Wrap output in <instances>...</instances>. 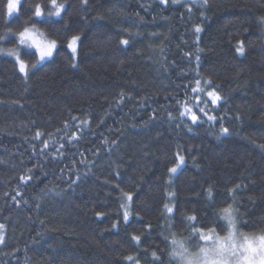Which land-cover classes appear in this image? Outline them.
Listing matches in <instances>:
<instances>
[{
	"label": "trees",
	"instance_id": "obj_1",
	"mask_svg": "<svg viewBox=\"0 0 264 264\" xmlns=\"http://www.w3.org/2000/svg\"><path fill=\"white\" fill-rule=\"evenodd\" d=\"M58 3L60 16L39 18L58 42L50 59L22 74L17 59L0 54V264H159L152 252L166 260L165 216L205 222L233 196L243 226L257 223L264 216V0ZM28 4L11 21L0 16V29L19 25ZM74 35L75 60L67 48ZM241 40L243 54L235 51ZM14 42L9 35L0 45ZM196 80L220 93L217 105L208 96L197 101ZM183 105L197 122L180 116ZM200 107L218 119L208 121ZM221 126L229 134L217 139ZM177 152L185 163L169 173ZM121 190L135 193L128 222Z\"/></svg>",
	"mask_w": 264,
	"mask_h": 264
},
{
	"label": "clouds",
	"instance_id": "obj_2",
	"mask_svg": "<svg viewBox=\"0 0 264 264\" xmlns=\"http://www.w3.org/2000/svg\"><path fill=\"white\" fill-rule=\"evenodd\" d=\"M19 3L20 0H0V16L11 21L13 15H20ZM46 3L53 6L51 10L44 6ZM31 4L33 10L22 17L19 25L9 23L0 29V42L9 35L15 37L13 44L0 45V54L20 59L27 66L51 57L52 42L56 39L46 25L39 23V18L44 15L58 17V10H62L58 0H31ZM37 4L42 6L39 16L35 13ZM24 49L33 51L34 59L22 56ZM188 217L178 222L165 216L164 264H264V220L244 227V218L234 196L216 204L212 217L205 222Z\"/></svg>",
	"mask_w": 264,
	"mask_h": 264
},
{
	"label": "snow or ice",
	"instance_id": "obj_3",
	"mask_svg": "<svg viewBox=\"0 0 264 264\" xmlns=\"http://www.w3.org/2000/svg\"><path fill=\"white\" fill-rule=\"evenodd\" d=\"M54 2H55V0H54ZM159 2H160L161 4H167V3H168V0H159ZM171 2H172L173 4H175V3L178 2V0H171ZM22 3H24V0H20L19 8H20V6H21ZM83 3L86 4V3H87V0H83ZM203 3H204V4H207V3H208V0H203ZM27 6H28L30 9L33 10V6H32V4H28ZM44 6H45V5H44ZM41 7H42V6L39 5V4L35 5V13H36V15H38V16L41 14V13H40V9H41ZM62 8H64V5H63V4H62ZM57 14L60 16V15H61V10H58V13H57ZM259 21H260V30H261L262 33H264V16H260V17H259ZM201 31H202L201 27H200L199 25H197V26L195 27V32L198 34V33H200ZM78 40H79V37L74 35V36H72L71 40H70V41L68 42V44H67V48L71 50V52H72V54H73V58H74V60H75V57H76V54H77V41H78ZM237 43H238L240 46L236 47L235 51H236L237 53H241V54H243L244 51H245V49H244V47H243V43H244V42L241 40V41H238ZM120 44L128 45V44H129V40H127V39H123V38H122V39L120 40ZM57 46H58V42H57V40H56V41H53V42H52V49H53V50H52V52L49 54L50 56H53V55H54V51L57 49ZM197 51L199 52L200 49H197ZM196 60H197V63H198L199 60H200L199 55L196 56ZM17 62H18V64H19V72L22 73V74L25 73V72H26V69H27V65H25L24 62H23L22 60H20V59H17ZM72 66H73V67H77L78 65L75 64V63H73ZM32 67H35V65H32ZM200 83H201L200 80H196V81H195L196 88H193V89H192L194 92H195V91H198V90L203 91V89L200 88ZM204 83H205V85H211L212 81L209 80V79H205V80H204ZM207 96L211 98V104H212V105H217L218 101H220V100L222 99L220 93H219L218 91H216L215 88H212V90L208 91V92H207ZM196 99H197V100H200V97L197 96ZM202 102H205V103H206V101H202ZM178 103H179V101H178ZM183 108H184V110H183L182 112H180V116H181V117L187 115V116H189L190 120H191L193 123H195V122L198 121V119H199L198 115H197L195 112H193L192 109H191L189 106H187V105H183ZM199 112H200V113H203V114L207 117L208 121H214V120H217V119H218V117L215 116V115H209L208 112H206V111H205V108H203V107H200V108H199ZM169 115L171 116V113H169ZM86 124H87V121L84 122V125H86ZM82 126H83V125H82ZM186 127H187V125H186ZM188 130L191 131V128L188 127ZM219 131H220V134L217 135V137H216L217 139H220V135H226V134H229V129H228L227 127H223V126H221V128H220ZM39 135H40V133L37 132V137H38ZM113 143H115V141H113ZM45 147H47V144H45ZM260 147H261V148H264V145H260ZM184 163H185V157H184L183 155H181L179 152H177V153H176V157H175V163L173 164V166L169 167L167 171H168L169 173H176V172H177V169H178L182 164H184ZM117 175H119V172H117ZM79 178H80V177H77V179H79ZM22 179H25V178L22 177ZM28 179H30V177H29ZM117 187H119V186H117ZM236 187H240V185H237ZM229 191H232V190H229ZM57 194L59 195V193H57ZM134 195H135L134 192H131V191H123V190H121V200H123V201H125V202L121 203V204L119 205V208H120V209H123L122 219H123L124 222H128L129 217H130V215H131V211H130V202L133 200ZM168 195H169V196H172L173 193L169 192ZM207 197H208L210 200H211L212 197H213V196H212V188H211V187H209V188L207 189ZM13 199H15V198H13ZM164 209L166 210L167 213H173V212H174L173 207L168 206V204H165V205H164ZM95 215H96L97 217H103V216L105 215V213H103V212H96ZM242 216H243V214H242ZM188 218H189L190 220H196V219H197L196 216H189ZM259 219H260V220H264V216L260 217ZM118 223H119V220H117L116 222H114L113 225H112V227H113V228L117 227V224H118ZM4 227H5V226H4L3 224H0V243H3V241H4V234H3V231H2V230L4 229ZM148 227H151V225H148ZM201 231H203V229H201ZM131 238H132V240L139 242V241L141 240V235H137V234L133 233ZM152 256H153L157 261H159V264H164V261H163V260H160V258L156 255V252H152ZM126 259L129 260V261H131V260H133V256H132V255H129V256L126 257ZM136 264H139V260L136 261Z\"/></svg>",
	"mask_w": 264,
	"mask_h": 264
},
{
	"label": "rangeland",
	"instance_id": "obj_4",
	"mask_svg": "<svg viewBox=\"0 0 264 264\" xmlns=\"http://www.w3.org/2000/svg\"><path fill=\"white\" fill-rule=\"evenodd\" d=\"M187 1H191V0H178V2L177 3H175L174 5H179V4H183V3H185V2H187ZM193 1V0H192ZM172 2H171V0H168V3L167 4H171ZM167 4H165V5H167ZM173 4V3H172ZM45 16H42V17H40V18H44ZM77 49H78V41H77ZM56 51V50H55ZM55 51H54V53H55ZM52 57V56H51ZM50 57V58H51ZM50 58H46L44 61H42V62H40V63H43V62H45V61H47L48 59H50ZM206 89H205V88ZM204 87H202V85L200 84V88L201 89H203V91H200V90H198L197 91V96H207V92L208 91H210L209 89H207V86H204ZM210 98V97H209ZM211 99V98H210ZM203 99L200 97V100H197L198 102H201ZM196 107L198 108L199 107V105H196ZM193 109H194V107H193Z\"/></svg>",
	"mask_w": 264,
	"mask_h": 264
}]
</instances>
